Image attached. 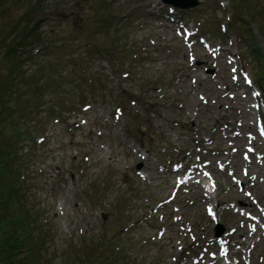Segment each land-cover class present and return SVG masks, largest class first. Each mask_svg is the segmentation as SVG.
I'll use <instances>...</instances> for the list:
<instances>
[{
	"label": "rangeland",
	"instance_id": "obj_1",
	"mask_svg": "<svg viewBox=\"0 0 264 264\" xmlns=\"http://www.w3.org/2000/svg\"><path fill=\"white\" fill-rule=\"evenodd\" d=\"M180 11L161 0H0V34L17 22V28L41 33L28 38L30 46L17 47L22 68L32 65L24 72L33 71L36 81L23 79L5 98L19 100L18 109L31 107L36 97L55 96L62 111L44 118L34 110L32 120L17 123L25 132L16 158L26 176L30 235L44 237L33 264H73L81 253L95 255L122 226L134 242L126 254L146 256L150 264H218L199 256L220 226L235 228L232 238L248 240V264H264V234L256 230L264 218L253 222L228 208L247 203V192L264 208V166L256 162L260 173L254 178L253 168L241 190L226 172L215 173L217 223L206 216L207 200L197 186L180 189L163 218L157 217L162 208L155 213L174 186V162L200 156L226 163L232 156L233 175L242 176L247 164L240 152L257 112H248L247 101L255 100L252 89L244 90L240 70L257 89L264 72V0H199L196 8ZM110 16L112 25L103 19ZM183 23L192 24L196 38H184ZM199 36L223 46L204 49L209 47L194 41ZM35 46L43 47L37 62L29 57ZM4 52L0 47V79L9 71ZM43 73L48 80L40 88ZM262 96L256 100L264 119ZM235 146L240 152L230 151Z\"/></svg>",
	"mask_w": 264,
	"mask_h": 264
},
{
	"label": "trees",
	"instance_id": "obj_2",
	"mask_svg": "<svg viewBox=\"0 0 264 264\" xmlns=\"http://www.w3.org/2000/svg\"><path fill=\"white\" fill-rule=\"evenodd\" d=\"M30 12L27 10L22 17H26ZM107 15L104 12V16ZM103 19L107 20H103L105 23L110 20V25L113 18L110 16ZM19 23H15L8 33L0 34V47L5 50L3 61L9 64L7 78L0 79V264H30V262L33 264V261H37V253L40 251L41 243H43V240L40 241V239L44 237L38 238L34 234L30 235L33 231H31L32 228L28 222L31 216L30 208L25 206V204L27 205L25 199L27 195H24L26 178L21 179L23 173L20 158H16L17 153H19V148L17 149L18 141L24 137L25 132L19 131L18 126L32 120L30 114L36 110L33 115H37L38 107L46 102L60 106V100L58 101L57 97L51 96L47 100L44 99L43 95L36 97L35 104H31V99L21 100L23 103L31 104V107L25 104L23 108L16 109V103L20 101L16 100L17 102L12 103L9 98H5L10 89L15 88L10 94L11 96L16 90H19L18 87H20L23 79L30 83L36 81L31 74L33 71L30 74L27 73V75L24 72L27 70L29 72L32 65L27 66L28 68H22L23 62L20 60L22 54H20L17 47L21 45L30 46V42L27 43L28 38H31L32 34V37L39 38L41 33L36 32L34 29L24 28L25 30H23L21 27L17 28ZM21 31L22 34L20 35ZM11 33L16 35L11 36ZM17 34L20 35L18 40ZM8 37L9 40L7 41ZM39 51L29 54L30 59L35 62L39 61L41 57V51ZM83 74L86 79V73ZM41 77L44 78L43 83L45 84L48 77L44 76V73L39 79ZM39 79L37 85L41 88L44 84H39ZM31 91L33 94L37 92L36 88H32ZM18 118L21 119L19 125H17ZM3 142H7L8 147L5 148ZM17 156L20 157L19 154ZM126 243L125 239L120 240L119 237L115 238L112 235L106 246L104 248L102 246L95 255L81 253L74 259L73 264H146L144 262L139 263L136 259L124 254L123 247ZM98 244H86V248L91 247L93 249ZM38 260L40 259L38 258ZM39 264H44V262H39Z\"/></svg>",
	"mask_w": 264,
	"mask_h": 264
},
{
	"label": "water",
	"instance_id": "obj_3",
	"mask_svg": "<svg viewBox=\"0 0 264 264\" xmlns=\"http://www.w3.org/2000/svg\"><path fill=\"white\" fill-rule=\"evenodd\" d=\"M163 1L180 8H187L197 5V0H163Z\"/></svg>",
	"mask_w": 264,
	"mask_h": 264
},
{
	"label": "bare ground",
	"instance_id": "obj_4",
	"mask_svg": "<svg viewBox=\"0 0 264 264\" xmlns=\"http://www.w3.org/2000/svg\"><path fill=\"white\" fill-rule=\"evenodd\" d=\"M211 197V196H210Z\"/></svg>",
	"mask_w": 264,
	"mask_h": 264
}]
</instances>
